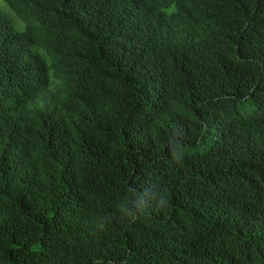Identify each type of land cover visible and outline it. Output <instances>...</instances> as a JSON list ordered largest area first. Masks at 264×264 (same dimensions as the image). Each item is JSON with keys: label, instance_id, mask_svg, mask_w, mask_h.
I'll return each mask as SVG.
<instances>
[{"label": "trees", "instance_id": "16d2710c", "mask_svg": "<svg viewBox=\"0 0 264 264\" xmlns=\"http://www.w3.org/2000/svg\"><path fill=\"white\" fill-rule=\"evenodd\" d=\"M3 2L0 264H264V0Z\"/></svg>", "mask_w": 264, "mask_h": 264}, {"label": "rangeland", "instance_id": "374dc122", "mask_svg": "<svg viewBox=\"0 0 264 264\" xmlns=\"http://www.w3.org/2000/svg\"><path fill=\"white\" fill-rule=\"evenodd\" d=\"M0 11H2L4 14L9 16L13 20L15 28L18 31L24 30L25 24L16 17V15L7 7V5L3 2V0H0ZM43 107L44 105L42 103H33L30 105V108H34V109H41Z\"/></svg>", "mask_w": 264, "mask_h": 264}]
</instances>
